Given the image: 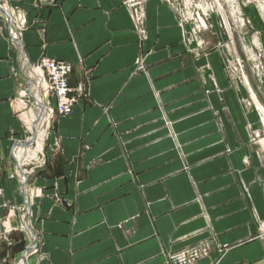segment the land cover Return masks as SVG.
<instances>
[{
	"label": "crops",
	"instance_id": "crops-1",
	"mask_svg": "<svg viewBox=\"0 0 264 264\" xmlns=\"http://www.w3.org/2000/svg\"><path fill=\"white\" fill-rule=\"evenodd\" d=\"M0 2L45 25L18 38L23 54L0 14V264L32 244L24 264H170L200 242L216 252L199 264H264L263 115L242 112L219 56L187 40L168 0H147L142 25L120 0ZM41 58L72 66L77 103L53 122L28 211L12 149L25 139L22 68Z\"/></svg>",
	"mask_w": 264,
	"mask_h": 264
},
{
	"label": "built area",
	"instance_id": "built-area-1",
	"mask_svg": "<svg viewBox=\"0 0 264 264\" xmlns=\"http://www.w3.org/2000/svg\"><path fill=\"white\" fill-rule=\"evenodd\" d=\"M120 2L122 6L131 13L132 19L137 24L142 25L147 0H120ZM168 4L170 7L174 5L173 10L178 15L180 27L185 29L184 31L186 33L187 40L194 41L195 38L200 37L199 34L202 30L207 29L204 22L205 20L202 18V12H196L194 15H191L192 19L190 21L193 22V25H191L186 19L185 13L183 12L184 0H168ZM0 7L6 12L10 19L11 29L9 34L11 38H20L25 31L29 30L34 25H38L37 30L40 33H43L45 25L42 21H35L34 23L29 24L26 13L19 8L10 7L7 9L3 7L1 2ZM1 16L7 21L6 17L3 15ZM212 17L214 20H212L211 27L213 28L217 39L221 42L220 28L217 26V15H213ZM197 44L198 47L203 48L204 42L200 39ZM225 52L227 54V59L224 61L226 69L230 70L236 78V81L241 83V79L243 80L241 66L238 62L233 60L229 46H226ZM71 69L72 66L68 63L41 58L36 66L32 67V71L28 73V76L32 80V93L42 103V107L44 109L40 120L36 124V128H34V124L38 119V113L35 109L34 102L29 95L27 87H25L24 91L19 92L18 96L20 100V107L18 115L22 122L25 139L17 141L13 146V158L16 160L15 153H17L21 148H24V143L31 141L34 129L36 130V133L42 134V140L34 139L33 143L28 146L32 152L35 151V157L29 161H24L20 165L23 170V174L27 177V179L29 176L34 174L36 169L43 167L47 163V158L45 156V144L48 141L53 122L57 118L69 116L77 103V99L71 96L72 90H70L68 86V78L70 76ZM34 71L38 75L37 79L31 77V73ZM78 92L81 93L82 90L79 89ZM37 94H39V96ZM52 100H54V103H52ZM37 148H39V150H37ZM58 148L59 142L54 140L51 145V152L54 153L58 150ZM23 174H21L16 168L15 176L20 184H23L24 181ZM27 195L28 202L33 204L35 199L42 197V192L35 187L29 186ZM24 229L25 226L22 224V226H20V230L24 231ZM5 240L8 242L7 239ZM31 246H34V244ZM212 252H216V247L214 245L206 242H200L196 246L168 253L167 259L170 264H199ZM32 253H36V246H34ZM16 264H22L21 259Z\"/></svg>",
	"mask_w": 264,
	"mask_h": 264
},
{
	"label": "rangeland",
	"instance_id": "rangeland-1",
	"mask_svg": "<svg viewBox=\"0 0 264 264\" xmlns=\"http://www.w3.org/2000/svg\"><path fill=\"white\" fill-rule=\"evenodd\" d=\"M171 9H174V5ZM183 12L191 25V15L203 13L202 18L207 27L199 34L204 42L203 55L214 52L219 56L229 87L234 91L243 113L255 111V108L261 111L263 118H260V123L263 129L253 133V138L263 140L264 102L260 100V93H263L264 88V0H184ZM213 15H217L221 42L211 27ZM226 46L230 47L233 60L241 66V83L236 81L224 65L227 59ZM242 87L246 97L239 95Z\"/></svg>",
	"mask_w": 264,
	"mask_h": 264
},
{
	"label": "water",
	"instance_id": "water-1",
	"mask_svg": "<svg viewBox=\"0 0 264 264\" xmlns=\"http://www.w3.org/2000/svg\"><path fill=\"white\" fill-rule=\"evenodd\" d=\"M0 14L3 15L4 17H6L7 19V24H8V27H9V31L11 29V23H10V19L8 17V15L6 14V12L0 7ZM11 41L16 44L19 48H20V51L24 54V50H23V47H22V44H21V41L19 39H16V38H11ZM26 70H29V72L32 71V68L30 66V64L28 62H26L25 66L22 68V74L24 75L25 77V81H26V87H27V90L29 92V95L30 97L32 98L33 102H34V106H35V109L37 110V113H38V119L37 121L35 122L34 124V128H36V124L37 122L40 120L41 116H42V113L44 111L43 107H42V103L33 95L32 93V80L30 79L29 76L26 75ZM39 96V94H37ZM35 134H36V130L34 129L33 131V134H32V138H31V141L27 142V143H24L23 146H30L34 139H35ZM14 161L16 162V160L14 159ZM16 166H17V169L19 170V172L21 174H23V170L21 169L20 165L16 162ZM23 177H24V181H23V184H22V193H23V196H24V199H25V206L26 208L30 209V205L29 203L27 202V199H26V188H27V185H28V179L26 176H24L23 174ZM26 226L29 230H31L32 234H33V237H34V240L36 241V236L29 224V222L27 221L26 223ZM34 246H30L28 247L25 252H23L22 256H21V261H22V264L25 263V258H26V255L31 252L33 250Z\"/></svg>",
	"mask_w": 264,
	"mask_h": 264
},
{
	"label": "bare ground",
	"instance_id": "bare-ground-1",
	"mask_svg": "<svg viewBox=\"0 0 264 264\" xmlns=\"http://www.w3.org/2000/svg\"><path fill=\"white\" fill-rule=\"evenodd\" d=\"M38 75L34 72L31 73V77L34 79H37ZM35 140H42V134H35ZM40 147V146H39ZM39 150V148H37ZM35 157V151H31L29 147L24 146V148H21L17 153H15L16 161L19 165H21L24 161H29Z\"/></svg>",
	"mask_w": 264,
	"mask_h": 264
}]
</instances>
